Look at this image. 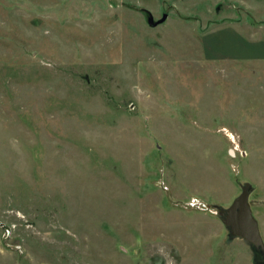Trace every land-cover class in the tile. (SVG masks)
<instances>
[{
  "label": "rangeland",
  "instance_id": "obj_1",
  "mask_svg": "<svg viewBox=\"0 0 264 264\" xmlns=\"http://www.w3.org/2000/svg\"><path fill=\"white\" fill-rule=\"evenodd\" d=\"M245 182L264 240V0H0V264H256Z\"/></svg>",
  "mask_w": 264,
  "mask_h": 264
},
{
  "label": "water",
  "instance_id": "obj_2",
  "mask_svg": "<svg viewBox=\"0 0 264 264\" xmlns=\"http://www.w3.org/2000/svg\"><path fill=\"white\" fill-rule=\"evenodd\" d=\"M167 13L153 21L149 16L148 21L155 25L163 22ZM241 192L233 199L227 207L216 206L217 215L228 231L229 238H241L253 249L256 264H264V240L260 232L259 223L254 216L249 202V195L252 191L250 183L240 185Z\"/></svg>",
  "mask_w": 264,
  "mask_h": 264
}]
</instances>
